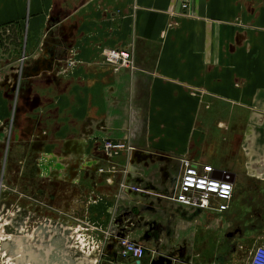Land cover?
Instances as JSON below:
<instances>
[{"label": "crops", "instance_id": "1", "mask_svg": "<svg viewBox=\"0 0 264 264\" xmlns=\"http://www.w3.org/2000/svg\"><path fill=\"white\" fill-rule=\"evenodd\" d=\"M0 58L18 68L0 125L23 182L6 199L20 264H122L123 238L143 264H249L264 247V0H0ZM184 158L233 182L227 212L170 199ZM34 201L38 234L23 223ZM84 227L97 249L77 242Z\"/></svg>", "mask_w": 264, "mask_h": 264}, {"label": "built area", "instance_id": "2", "mask_svg": "<svg viewBox=\"0 0 264 264\" xmlns=\"http://www.w3.org/2000/svg\"><path fill=\"white\" fill-rule=\"evenodd\" d=\"M187 9V5L183 6ZM104 60L113 66L130 67L133 63L132 53L127 50L108 49L105 50ZM106 149L112 156H118L122 152H131L133 148L127 143L110 141L106 143ZM215 169L211 165L194 162L184 158L181 160V177L178 182L176 192L170 198L176 205L202 210L227 212L234 198V184L229 180L215 178ZM131 191L140 194L143 190L130 188ZM42 223V222H41ZM44 224V223H42ZM31 234L38 230L31 229ZM93 228H76V240L82 249H97L99 242ZM23 234V233H22ZM38 234V233H37ZM15 238V234L9 233L6 218L0 219V264H20L19 261L9 254V250H4L3 245L10 243ZM89 245V246H88ZM120 255L124 259L132 260L134 263L143 261L146 257V249L130 241L120 239L118 242ZM249 264H264V247H257L252 254Z\"/></svg>", "mask_w": 264, "mask_h": 264}, {"label": "rangeland", "instance_id": "3", "mask_svg": "<svg viewBox=\"0 0 264 264\" xmlns=\"http://www.w3.org/2000/svg\"><path fill=\"white\" fill-rule=\"evenodd\" d=\"M104 53H105V51L103 52V58H104ZM4 55L5 54H3V56ZM5 58H6V56H5ZM23 60H24V57H22L20 59V62L22 63ZM17 71H18V68H17L16 63H15V66H13V63H12L11 66L8 67V65H6V60L0 58V89H3L4 87H6L9 84L7 81H8V79H9V81H11L10 77L16 81V77L18 75ZM7 137H8V133L6 131V127H3L2 125H0V219L2 217H4V218L9 217V216H6V214L8 213V210H9V214H11V205H9L8 202L9 201L10 202H12V201L17 202V200L13 199V196H16V194L14 192L19 190V188L23 187V182L19 180L20 177L18 176V179H17L16 178L17 175H15L14 172H13V174L10 173L11 171H10L9 166H8L9 163H7L8 160L6 158L7 157V151H8L7 150L8 149L7 143H6ZM10 149H11V147H10ZM11 150H17V149L12 147ZM133 151H134V148H133ZM126 153H130V152H126ZM14 167H15V163H14L13 169H14ZM8 173L10 174V177H9ZM46 180H44V181L42 180V184H45V183L47 184L48 180L47 181ZM42 184L38 183L37 186H42ZM46 184L42 186L43 189L45 188ZM42 188H39V189H42ZM34 189H36V188H34ZM10 198L12 200H10ZM6 199H9V201L7 202ZM4 207H5V212L2 213V210L4 209ZM200 211H202V210H200ZM42 219L43 218H41V220ZM76 238H77V236H76ZM74 242L75 241L73 238V244H74Z\"/></svg>", "mask_w": 264, "mask_h": 264}, {"label": "flooded vegetation", "instance_id": "4", "mask_svg": "<svg viewBox=\"0 0 264 264\" xmlns=\"http://www.w3.org/2000/svg\"><path fill=\"white\" fill-rule=\"evenodd\" d=\"M40 195V194H39ZM22 201V200H21ZM36 201H34L33 203H31L32 205H34L35 207H37V212H35V213H32V214H28L27 213V210L26 211H24V213H25V216L26 217H28L29 219H28V223L27 224H25V220H24V225H25V227L28 229L29 227H31V229H35V228H37L36 230H38V229H43V228H45L46 229V227H49V222H46V224H42V223H40V220L38 219V217L42 214V212L43 211H45L46 209H47V207H46V205H45V207H44V205L42 204V205H38V204H36L35 203ZM35 209H34V211H36ZM43 210V211H42ZM5 212V209H4V211H3V213ZM22 211H20V216L22 217L23 216V214H24ZM7 215V214H6ZM39 227V228H38ZM11 243V248L9 249V254L10 255H14L15 253H16V249H17V242L14 240V241H11L10 242ZM15 244V245H14ZM144 261V260H143Z\"/></svg>", "mask_w": 264, "mask_h": 264}, {"label": "water", "instance_id": "5", "mask_svg": "<svg viewBox=\"0 0 264 264\" xmlns=\"http://www.w3.org/2000/svg\"><path fill=\"white\" fill-rule=\"evenodd\" d=\"M216 177L219 178V179L227 180L226 178L220 177V176H218V175H217ZM20 241H22L23 244H24L25 246H27V245L24 243V240L20 239ZM25 246H24V253H23V256L26 257L27 253H28V252H33V250H32V248H30V247H28V246L25 247ZM10 248H11V243H10V244H9V243H5V244L3 245V249H4V250H9ZM13 256L16 258L17 253H15ZM16 259H18V258H16ZM18 261H19V260H18ZM19 263H20V262H19ZM131 263H133V262H129V261L125 260V259H123V262H122V264H131ZM135 264H142V262H141V261H137ZM152 264H173V262H172V260H170V259H167V258H164V257H160L157 261L153 262Z\"/></svg>", "mask_w": 264, "mask_h": 264}, {"label": "bare ground", "instance_id": "6", "mask_svg": "<svg viewBox=\"0 0 264 264\" xmlns=\"http://www.w3.org/2000/svg\"><path fill=\"white\" fill-rule=\"evenodd\" d=\"M31 264V263H30Z\"/></svg>", "mask_w": 264, "mask_h": 264}]
</instances>
